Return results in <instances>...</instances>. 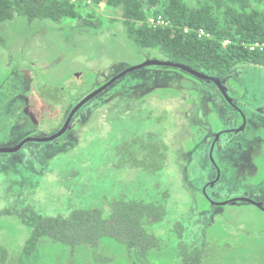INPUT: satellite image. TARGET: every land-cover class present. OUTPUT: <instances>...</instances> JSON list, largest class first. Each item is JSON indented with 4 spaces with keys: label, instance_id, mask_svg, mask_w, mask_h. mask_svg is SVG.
<instances>
[{
    "label": "rangeland",
    "instance_id": "obj_1",
    "mask_svg": "<svg viewBox=\"0 0 264 264\" xmlns=\"http://www.w3.org/2000/svg\"><path fill=\"white\" fill-rule=\"evenodd\" d=\"M86 9L105 18L101 27L29 23L21 17L0 23L6 44L0 46V148H13L28 137L50 138L79 101L117 74L144 60L166 61L156 51L134 46L123 33L119 10ZM30 34L36 46L28 49ZM43 43L51 45L53 56ZM240 67L236 77L247 70ZM253 74L245 76L244 85L237 79L243 85L241 100L252 93L249 101L256 102L241 114L227 107L211 83L174 69L143 67L91 98L83 108L93 111L58 139L28 142L11 156L0 155V212L10 211L0 216V246L8 253L3 264H174L179 224L183 240L200 250L201 264H264V212L249 204L224 205L212 208L209 224L203 218L207 204L224 195L264 196V68ZM122 138L128 148L120 145ZM157 143L166 145L161 167ZM210 165L220 171L214 197L201 191ZM157 166L158 171H149ZM120 198L164 206L163 222L149 229L161 248L148 252L145 262L112 241L99 243L102 260L89 247L70 253L43 238L23 255L30 234L18 215L23 208L43 217L82 208L106 212Z\"/></svg>",
    "mask_w": 264,
    "mask_h": 264
},
{
    "label": "trees",
    "instance_id": "obj_2",
    "mask_svg": "<svg viewBox=\"0 0 264 264\" xmlns=\"http://www.w3.org/2000/svg\"><path fill=\"white\" fill-rule=\"evenodd\" d=\"M87 1L94 9L104 8L106 14L119 10L123 33L137 49L156 51L166 62L188 67L207 78L222 80L240 66L264 68V50L250 51L242 46L264 44V0ZM83 6L79 1L71 3L70 0H0V23L21 17L29 23L74 21L78 28L101 27L105 18L84 10L86 7ZM150 19L153 20L151 24L148 23ZM199 31L203 34L200 35ZM2 43L0 39V45ZM147 67L173 69L168 66ZM133 140L143 144L137 136ZM119 143L128 148L127 140L122 138ZM154 145L161 150V167L166 145ZM138 166L131 164L133 168ZM158 167L149 171L156 172L160 169ZM160 205L120 198L111 201L106 212L82 208L72 210L66 216L54 217H43L31 208H23L18 215L29 227L30 234L22 253L29 256L43 238L60 243L69 248L70 253L78 247H89L93 256L102 260L96 253L99 243L112 241L145 262L148 252L161 248L160 240L149 231L164 220L165 209ZM2 214H10V211L2 210L0 216ZM177 229L179 240L174 264H201L200 250L195 246L190 248L183 240L185 230L182 225L179 224ZM0 256L3 264L8 253L1 246Z\"/></svg>",
    "mask_w": 264,
    "mask_h": 264
},
{
    "label": "flooded vegetation",
    "instance_id": "obj_3",
    "mask_svg": "<svg viewBox=\"0 0 264 264\" xmlns=\"http://www.w3.org/2000/svg\"><path fill=\"white\" fill-rule=\"evenodd\" d=\"M4 23V22H3ZM87 29H92V28H87ZM37 36H39L37 33H35ZM1 35L2 34H0V39L2 40V44L0 45V46H3V47H6V44H5V42L3 41V39L1 38ZM59 38H60V36H58ZM35 35L34 34H30V35H27V37H26V40H25V43H26V47H29L28 49H30V48H33V47H35L36 45L33 43L34 41H35ZM60 40H61V38H60ZM41 47H43L44 49H46L47 51H49L50 52V55L51 56H53V52H52V50H53V48L51 47V45L50 46H46L44 43L43 44H41L40 45ZM54 60V59H53ZM148 61H151V60H144V62H142V64H144V63H146V62H148ZM161 61V60H160ZM10 63H11V61H9ZM32 65H34L33 63H32ZM150 66H152V65H150ZM155 66V65H154ZM147 67V66H146ZM160 67H163V66H160ZM235 69H237V68H235ZM256 68H254L253 66H247V70L245 71V72H243V75H242V77L240 76V77H236V75L234 74V72L233 73H230V74H228L226 77H224L222 80V83H221V87L223 86L224 87V90H223V87H222V90L223 91H225L226 92V96H224V95H222L221 93H220V91H219V89H217V94L222 98V100H223V102H225V104L227 105V107L231 110V111H234V112H236V113H243V110L242 109H250L251 107H253V106H255V104H256V102L255 101H252V102H250L249 101V97L252 95V93H250V95H246V96H244L245 97V101H242L241 100V97H243V96H241L240 94H239V92L238 91H242V89H241V86H243L244 85V82H245V76L246 75H250V74H252V75H254L253 74V71L255 70ZM30 72H32V71H30ZM247 72V73H246ZM189 75V74H188ZM189 76H191V77H193V78H196V79H198V80H200L201 82H204V83H211V84H213L214 86H215V84L213 83V82H211V81H205V80H202V79H199V78H197V77H195V76H193V75H189ZM77 77V76H76ZM242 79V81H243V85L242 84H239V82L237 81V79ZM77 79V78H76ZM31 84H32V81H31V83H30V86H29V88H32L31 87ZM58 85V84H57ZM56 85V86H57ZM104 85V84H103ZM60 86L61 85H58L57 86V88H60ZM54 86H52V88H53ZM16 88L19 90V91H21V90H23V91H26L27 89H22L20 86L18 87V86H16ZM54 88H56V87H54ZM217 88V87H216ZM21 89V90H20ZM106 89V88H105ZM246 89V88H245ZM64 90V89H63ZM238 92V93H237ZM56 93V96H55V100H57V101H59V98H60V96H61V94L59 93V92H55ZM249 93V92H248ZM20 95H23V96H25L24 95V93H22V94H20ZM99 95H100V93H98L95 97H93L92 99H95V98H98L99 97ZM213 95V94H212ZM25 99H26V97H25ZM62 99V98H61ZM83 99H85V98H83ZM82 99V100H83ZM92 99H90V100H88L84 105H82L79 109H81V108H83V107H87L86 106V104L88 103V102H90ZM27 101H28V99H26ZM104 99H101V100H98V102L100 101H103ZM68 102V101H67ZM67 102H66V104H67ZM66 104L64 105V106H66ZM90 105H92V103L91 104H89L88 106H90ZM45 106H47V104L45 105ZM30 107V106H29ZM74 108V107H73ZM73 108H72V110H73ZM78 109V110H79ZM72 110H70V113H68L67 115H66V120H65V122L69 119V117H70V115H71V112H72ZM78 110H76L73 114H72V116H71V118L69 119V123H68V127H67V129H66V131H68V130H70V129H72V127H74V126H76V124H77V121H79V120H82L86 115H87V113L89 112V111H93L92 109H87V108H83V111H79L78 112ZM246 115V114H245ZM247 116V115H246ZM245 116V117H246ZM75 121V123H73L72 121ZM65 124V123H64ZM225 130H227V129H225ZM65 131V132H66ZM64 132V133H65ZM231 132V131H230ZM63 133V134H64ZM62 134V135H63ZM222 134V132H220V135ZM61 135V136H62ZM28 138H33V137H28ZM35 138H39V137H35ZM44 138H46V137H44ZM59 138V137H58ZM58 138H56V139H58ZM26 139V138H25ZM37 144L38 143H42V142H36ZM50 143V142H49ZM262 144H264V141H263V143ZM24 145H26V143L24 144ZM24 145L21 147V149L24 147ZM20 149V150H21ZM18 152V151H17ZM17 152H15V153H17ZM15 153H12V154H15ZM12 154H7V153H3V154H0V155H5V156H11ZM262 154V155H261ZM261 157L264 159V152H261ZM209 169H210V171H211V173H210V176L208 177V178H205L204 180H203V185H202V190L201 191H209V193L211 194L210 196L211 197H214V196H216V194H217V190L216 189H214L215 188V184H217V182H218V180H219V178H220V171L219 170H216V169H213L212 168V166L210 165V167H209ZM260 194V193H259ZM207 199V198H206ZM206 203H208L207 202V200H206ZM242 205V204H249V205H252L254 208H258V209H260L262 212H264V196H259V195H257V194H255V195H253V194H250V195H237V194H230V195H224L223 196V199L222 200H218V199H214V201L212 202V204L211 205H209V204H207L208 205V207H209V209H207V211H206V213H205V211L203 212V218H204V220L209 224V222H208V220L210 219V218H212L214 215H215V213H213L212 212V208L213 209H215V207H217V209H221L220 207L221 206H224V205Z\"/></svg>",
    "mask_w": 264,
    "mask_h": 264
},
{
    "label": "water",
    "instance_id": "obj_4",
    "mask_svg": "<svg viewBox=\"0 0 264 264\" xmlns=\"http://www.w3.org/2000/svg\"><path fill=\"white\" fill-rule=\"evenodd\" d=\"M150 65L168 66V67H171V68L176 69V70H182V71H184V72H186V73H188L190 75H193V76H195V77H197L199 79H202V80H205V81H211V82H213L215 84L217 89H219L220 93L222 92L221 94L226 96V92L223 91L224 87L222 86L223 90H222V87H221V83H222L223 80H218V79H215V78H207L203 74L198 73L196 71H193L192 69H190L188 67H185V66H182V65H179V64H172V63H168L166 61H160V60H151V61H148V62H146L144 64H141V65H137V66H134V67H129L124 72H122L120 74H117L116 77H114L112 80H110L107 83H105L101 88L95 90L93 93L88 95L85 99L79 101V103L74 106L69 119L71 118L72 114L76 110H78L82 105H84L88 100L93 98L95 95H97L98 93L103 91L105 88H107L111 83L116 81L118 78L122 77L126 73H129V72H132L134 70L141 69L143 67L150 66ZM69 119L65 122L64 126L59 130V132L57 134L53 135V136H50V138H35V137L26 138V139L22 140L17 146H15L13 148H0V154H3V153H7V154L15 153V152L19 151L21 149V147L25 143H28V142H51L52 140H54V139L58 138L59 136H61L66 131V129L68 127Z\"/></svg>",
    "mask_w": 264,
    "mask_h": 264
},
{
    "label": "built area",
    "instance_id": "obj_5",
    "mask_svg": "<svg viewBox=\"0 0 264 264\" xmlns=\"http://www.w3.org/2000/svg\"><path fill=\"white\" fill-rule=\"evenodd\" d=\"M81 2L85 7H90V2L87 1V0H70L71 3H77V2ZM83 6V7H84ZM148 23H153V20H148ZM160 23V22H159ZM199 34L202 35L203 32L199 31ZM245 47H248V49L250 51H254V49H258V50H264V44H251V45H248V46H245Z\"/></svg>",
    "mask_w": 264,
    "mask_h": 264
},
{
    "label": "crops",
    "instance_id": "obj_6",
    "mask_svg": "<svg viewBox=\"0 0 264 264\" xmlns=\"http://www.w3.org/2000/svg\"><path fill=\"white\" fill-rule=\"evenodd\" d=\"M262 155V154H261Z\"/></svg>",
    "mask_w": 264,
    "mask_h": 264
}]
</instances>
